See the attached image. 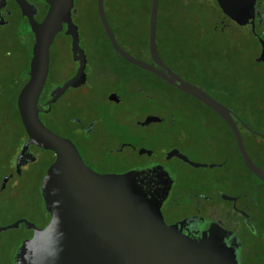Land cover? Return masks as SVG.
Masks as SVG:
<instances>
[{
	"label": "flooded vegetation",
	"instance_id": "1",
	"mask_svg": "<svg viewBox=\"0 0 264 264\" xmlns=\"http://www.w3.org/2000/svg\"><path fill=\"white\" fill-rule=\"evenodd\" d=\"M47 1L49 0H0V131L2 124H8L12 120L8 118L7 112L2 108L3 103L5 102L4 105H6L9 101L13 102L12 105H9V108L13 111L21 129V134L12 131H4V133L2 132L3 134H0V210L8 209L13 204L12 202L19 198L23 202L21 204L22 212L17 214L7 224L0 225V228H5L18 223L17 227L0 231L1 234L9 231L14 232L8 238L13 243L8 257V264H13L12 254L17 244L32 237L34 233L33 226L36 229H42L49 220V215L43 207L40 184L45 171L53 163L55 157L49 151L42 150L31 144H25L27 135L22 127L16 106L18 94L28 81L26 72L29 66L30 52L34 44L32 29L35 24L41 23L47 15L49 10ZM92 1L73 0L71 21L77 29L79 40L82 29L80 18L85 13H88V9L91 7H94L99 29L101 30L100 33L102 32L106 38L97 12V1L94 0V3ZM110 4L111 2L109 3L108 0H103L104 14L115 37V31L110 19L112 12ZM150 6L151 0H149L147 11V42ZM65 31L66 26L63 25V30L55 36L53 44L58 37H64L68 40L69 57L73 65V71L61 82L49 85L52 44L49 50L50 63L47 83L38 104V108L41 111L39 116L41 114L49 115L52 113L56 109L57 104L69 92L87 91L84 89L91 86L89 84V75L94 70L92 66L96 65V61H99V58L94 56L95 53L93 51H87L81 47L82 54H75L73 56L70 50L71 39L68 35L64 34ZM88 32L90 33L91 29H88ZM190 39H192V43ZM204 39L208 40L209 46L213 45L211 50L214 51H211L212 54H222L220 45L225 42H231L237 48H241L245 43H251L255 55L250 59V62L264 68V0H159L156 17V50L161 61L170 71L173 72L163 55L202 52L204 49L202 46ZM121 49L140 61H142L140 59L142 53L149 54L147 43L145 47L139 44L132 48ZM111 50L117 61L120 60L126 63L114 53L112 48ZM135 55L139 56L135 57ZM17 60L19 62L23 61L24 64V68L18 78L12 72V66L15 65ZM81 60H83L85 65V82L77 88H68L60 98L51 104L48 113H42V111L47 109L46 102L54 96L56 88L75 75ZM147 63L152 64L151 59ZM173 73L176 74L175 71ZM176 75L180 77L178 74ZM212 88L201 90L229 110L250 160L264 171V152L254 139L261 136L242 122L238 114L226 104L224 98L228 94L221 88V85ZM106 89L105 94H102L104 102L112 106L125 104V97H121L116 88L106 87ZM145 97H147L148 101H152L153 99L151 96ZM201 105L204 106L203 104ZM72 106L73 104L67 102L66 107L68 109H71ZM204 108L212 113L216 120L222 123L224 131L229 132L241 166L248 172L237 151L231 129L212 110L206 106ZM162 110L159 115H151L158 118L157 122L142 126L141 124L149 117L147 116L144 120L136 123V125L141 128H148L150 124L159 125L155 129V133H150L151 139H173L174 145L167 150L161 149L160 152L156 150L148 151V149L142 148L150 154L143 153L141 155L147 156L149 159L132 168L153 164L166 166L172 173L174 182L166 202L161 207V214L165 224L168 226L180 225L178 231L189 237L201 236L204 231L208 229L215 230L217 227L232 232L240 241V264H247L245 256L248 252V245L241 238V232L242 230L250 231L252 234L255 232L253 224L258 219L255 213L256 202L253 193L235 192L233 194H226L219 188L204 191L208 187L203 188L202 184L197 182L192 186L184 184L179 187L176 176L169 167L171 161L175 160L192 168L201 167H193L175 156L168 158L169 152L177 150L179 154L185 156L190 162H193L180 148L183 144L186 145L188 143L192 134L184 127V122L178 123L174 112L166 109ZM90 115L94 114L91 112ZM101 115L96 114L95 117L91 116L89 118L77 115V117L72 118L71 120L74 121L73 125H75V128H70L68 135L63 136V138H68L74 143L85 165L95 172L99 174L124 172L112 171L105 167L110 166L112 161L108 159L109 156H112L114 153H121L125 147H131L128 143H125V113L123 115V123L116 131L109 127L107 128ZM40 121L42 122L41 118ZM42 123L49 129L44 122ZM197 128L200 131L208 129L216 130L209 122H202L201 127ZM220 129L222 127L217 130ZM131 148L137 153L141 149ZM155 153L159 154L160 157L154 158ZM48 154H52L53 156L51 163L48 162ZM225 163L226 161L220 166H223ZM248 173L259 181L256 176L250 172ZM34 178L38 179L36 199L40 203V209H34L30 203L32 201L30 200L31 192L29 191V187ZM259 183L264 187V184L260 181ZM191 190L194 191L190 192Z\"/></svg>",
	"mask_w": 264,
	"mask_h": 264
},
{
	"label": "water",
	"instance_id": "2",
	"mask_svg": "<svg viewBox=\"0 0 264 264\" xmlns=\"http://www.w3.org/2000/svg\"><path fill=\"white\" fill-rule=\"evenodd\" d=\"M97 1V12L106 38L114 53L126 63L148 72L167 85L208 107L231 129L244 167L264 184V171L249 158L229 110L213 100L200 88L182 80L161 61L156 50V17L159 0H151L148 49L152 64L140 61L118 45L103 10ZM43 21L35 24L27 83L20 90L16 106L27 135L26 145L53 153L55 159L45 171L40 195L49 220L36 229L31 238L20 242L12 254L13 264H240V241L221 228L189 237L178 231L180 225L168 226L161 207L166 202L174 177L161 164L136 167L121 173L99 174L83 162L76 146L68 139L47 129L40 121L39 99L49 74V50L55 36L66 26L71 39L72 55L82 54L76 27L71 21L73 0H49ZM81 60L73 77L56 88L46 102L50 106L68 88L85 82ZM149 116L141 124L155 123ZM150 154L144 149L138 151ZM177 157L193 167H209L190 162L173 150L168 158ZM12 224L0 231L17 227ZM253 230V228H252ZM208 233V234H206Z\"/></svg>",
	"mask_w": 264,
	"mask_h": 264
},
{
	"label": "rangeland",
	"instance_id": "3",
	"mask_svg": "<svg viewBox=\"0 0 264 264\" xmlns=\"http://www.w3.org/2000/svg\"><path fill=\"white\" fill-rule=\"evenodd\" d=\"M92 2L94 3V0ZM110 5L112 8L110 19L120 47L128 49L139 44L145 47L149 0H125V6L123 0H112ZM80 19L82 25L80 47L93 51L99 61L92 66L94 70L89 75L91 86L84 89L87 91L69 92L57 104L55 115L48 120L50 128L63 137L68 135L70 128H75V125L70 123L71 118L77 115L89 118L102 114L107 128L116 131L121 127L125 113V143L137 150L144 148L160 152L161 149L167 150L172 147L174 140L151 139L150 133H155L159 125L150 124L148 128H141L136 123L147 116L159 115L162 109L174 112L178 123L184 122V127L192 134L188 143L180 147L182 151L193 162L213 166L192 168L175 160L171 161L169 167L176 176L178 186L184 184L192 186L197 182L202 184L203 188L208 187L204 191L219 188L226 194L252 192L258 221L253 224L254 234L242 230L241 238L248 245L245 256L247 264H264V187L241 166L229 132L224 131L222 123L194 99L148 72L117 61L104 34L100 33L94 7L89 8L88 13ZM88 29H91L90 33ZM190 42H193L192 39ZM202 44L204 47L202 52L166 54L163 55L164 59L181 79L200 89H213L212 87L221 85L228 94L224 101L238 114L242 122L261 136L254 139L264 152V68L250 62L255 55L253 45L245 43L241 48H237L231 42H225L220 45L223 53L218 55L211 53L214 51L211 50L213 45L209 46L207 39H204ZM68 46L66 38L58 37L51 47L49 85L61 82L73 71ZM19 60L12 66L13 75L17 78L24 68L23 61ZM106 87L116 88L119 95L125 97V104L112 106L104 102L102 94H105ZM145 96L153 97L152 101H145ZM67 102L73 104L71 109L66 107ZM4 103L2 108L12 120L8 124H2L0 134L4 131L20 133L18 121L9 108L13 102L9 101L6 105ZM91 112L94 115H90ZM202 122H209L216 130H198L197 127H201ZM221 127L222 129L217 130ZM131 147H125L121 153L109 156L108 159L112 161L110 166L105 168L112 171H127L149 159L147 156L139 155ZM157 157L160 155L155 153L154 158ZM48 158V162L51 163L52 154H48ZM225 161L226 163L220 166ZM37 189L38 179L34 178L29 187L30 200L33 202L30 203L34 209H40V203L36 199ZM12 203L8 209L0 210V225L7 224L22 212L21 198ZM13 233L12 231L0 233V264H8L13 246L8 238Z\"/></svg>",
	"mask_w": 264,
	"mask_h": 264
},
{
	"label": "trees",
	"instance_id": "4",
	"mask_svg": "<svg viewBox=\"0 0 264 264\" xmlns=\"http://www.w3.org/2000/svg\"><path fill=\"white\" fill-rule=\"evenodd\" d=\"M109 1V3L111 2V0H108ZM123 2H124V6H125V0H123ZM116 9H117V7H116ZM106 41H107V44L110 46V44H109V42H108V40L106 39ZM111 47V46H110ZM142 56V55H141ZM140 59L142 60V61H145V62H150V56H149V54H147V53H145V54H143V56L142 57H140ZM187 96V95H186ZM189 97V96H188ZM190 98V97H189ZM145 101H147V97H145ZM195 102H197V103H199L198 101H196V100H194ZM200 104V103H199ZM55 115V110L52 112V113H50L49 115H47V114H41L39 117L41 118V120H42V122H44L47 126H48V128L50 129V130H52V128H50V126H49V124H48V120L52 117V116H54ZM72 119V118H71ZM70 119V123L73 125V122L74 121H72ZM53 131V130H52ZM54 132V131H53Z\"/></svg>",
	"mask_w": 264,
	"mask_h": 264
}]
</instances>
